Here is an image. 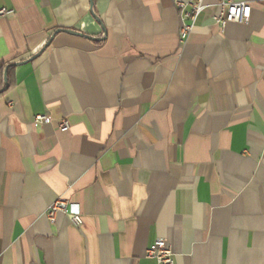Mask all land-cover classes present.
Instances as JSON below:
<instances>
[{"label":"crops","instance_id":"0c3cea01","mask_svg":"<svg viewBox=\"0 0 264 264\" xmlns=\"http://www.w3.org/2000/svg\"><path fill=\"white\" fill-rule=\"evenodd\" d=\"M191 1L0 0V264H264V0Z\"/></svg>","mask_w":264,"mask_h":264},{"label":"built area","instance_id":"2783aa9c","mask_svg":"<svg viewBox=\"0 0 264 264\" xmlns=\"http://www.w3.org/2000/svg\"><path fill=\"white\" fill-rule=\"evenodd\" d=\"M178 8L182 11V27L180 31L181 38L187 39L192 33L197 19L208 8L206 0H193L191 2H178ZM217 6L220 9L219 15L215 17V21L221 27H225L229 23L248 24L251 19L252 7L250 3L237 0H218ZM14 11L0 9V17H6L13 14ZM38 121L49 122L45 116H38ZM69 129L68 121L61 124V130ZM60 213H67V201L63 199L57 200L48 210V218L51 222H55ZM75 226L82 224V218L78 214L69 215ZM147 257L156 259L159 264H174L173 252L165 239H157L155 243L148 249Z\"/></svg>","mask_w":264,"mask_h":264},{"label":"water","instance_id":"95a60500","mask_svg":"<svg viewBox=\"0 0 264 264\" xmlns=\"http://www.w3.org/2000/svg\"><path fill=\"white\" fill-rule=\"evenodd\" d=\"M97 20H98V18H97ZM71 34H78V33H74V32H70ZM87 38H89L90 40H93V41H100L101 39H95V38H91V37H87ZM9 70V68L7 69V71ZM6 71V72H7Z\"/></svg>","mask_w":264,"mask_h":264}]
</instances>
